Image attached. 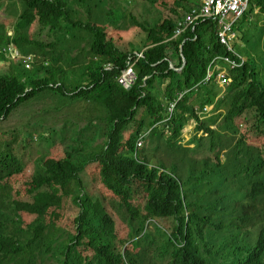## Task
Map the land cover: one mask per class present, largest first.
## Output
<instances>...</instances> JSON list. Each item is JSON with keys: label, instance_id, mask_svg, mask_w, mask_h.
<instances>
[{"label": "trees", "instance_id": "16d2710c", "mask_svg": "<svg viewBox=\"0 0 264 264\" xmlns=\"http://www.w3.org/2000/svg\"><path fill=\"white\" fill-rule=\"evenodd\" d=\"M19 1L13 34H0V126L46 95L104 116L65 146V132L45 137L28 119L20 140L39 131L49 149L31 163L16 133L0 139V264H264V0L234 24V52L213 19L175 37L202 0ZM218 57L238 63L217 61L225 91L218 70L206 81ZM257 227L253 243L237 237Z\"/></svg>", "mask_w": 264, "mask_h": 264}, {"label": "rangeland", "instance_id": "374dc122", "mask_svg": "<svg viewBox=\"0 0 264 264\" xmlns=\"http://www.w3.org/2000/svg\"><path fill=\"white\" fill-rule=\"evenodd\" d=\"M21 11V2L19 0H0V34H7L12 35L13 34V27L15 23L17 22V17L20 14ZM123 11V6H122ZM260 9L256 10V13H259ZM80 18H86L84 14L80 15ZM119 26H124L125 28L128 27V21L122 20L119 22H116ZM129 27H131L129 25ZM128 27V28H129ZM43 39H46V34H43ZM242 43V42H241ZM245 44V42H244ZM243 43L241 46L243 48H246ZM240 45L237 44V51L240 54ZM14 49L13 45H9L6 48V56L11 57V54L9 50ZM261 52V50H258ZM4 52V50H2ZM12 55H15L14 52H12ZM242 57H245L244 55L240 54ZM5 59H9L5 57ZM245 59V58H244ZM12 61V60H11ZM177 61V59H176ZM14 62V61H13ZM4 67L3 62L0 63V69ZM133 75L132 70L125 72L122 77V83L126 86H130V84L133 82ZM224 91L226 88H223ZM46 98L43 101H36L33 105V109L31 107H22L18 113H15L16 115L9 119L7 122L4 121L2 126H0V139H4V135H9L12 133H16L18 136V142L12 146V149L24 163H31V161L35 160L37 157H41L43 154H46L49 149H47L46 145L42 143V141L37 135L38 132H34L36 135V138H34L33 144L30 145H24L23 140V134L26 132V122H28L31 125H34L36 121L40 122L38 125L41 126V128L45 129L44 131H48V133H44L45 137H49L53 131H57L59 134L62 132H65L66 138H65V144L71 137V129H74L76 131L77 128L83 129L86 125V118L89 116L90 113H93L95 115H103L104 111L99 109V107L95 109L89 110V112L84 111V109H81V105H78L76 107H67V105H55V100H51L47 95ZM56 106V107H55ZM213 107V106H212ZM214 108V107H213ZM213 108L211 110H213ZM53 109V110H52ZM44 111H47L44 112ZM206 114H215L214 112H205ZM205 113H201L202 117L205 119L207 116H205ZM218 113V112H216ZM30 117V118H29ZM67 123H68V131L69 134H67ZM99 121L97 122V124ZM26 124V125H25ZM77 129V130H81ZM197 134V123L192 120L183 131L182 136V144L189 145L190 141L195 137ZM201 135V132L199 133V136ZM58 141V140H57ZM59 142V141H58ZM103 140L100 139L98 143H102ZM191 147H194V145H190ZM27 147V148H26ZM90 171L91 167L88 168ZM85 183L88 184V175L86 174L85 177ZM149 229L151 232H154L153 225H149ZM259 230V227L256 229H252L240 234H237V237L240 239H244L248 242L253 243L255 240V236H257V232ZM229 234H234L235 231H229ZM227 236V235H226ZM50 262H46L45 264H49Z\"/></svg>", "mask_w": 264, "mask_h": 264}, {"label": "built area", "instance_id": "2783aa9c", "mask_svg": "<svg viewBox=\"0 0 264 264\" xmlns=\"http://www.w3.org/2000/svg\"><path fill=\"white\" fill-rule=\"evenodd\" d=\"M252 1L253 0H202L203 2L202 9L200 11L193 10V12L186 18V20L180 24L175 37L181 35L189 26L193 24H197L201 20L203 21L207 19H213L219 22L220 41L224 45H226L230 51L234 52L233 42L236 37V33L234 32V24L246 14ZM4 52L6 53L5 49ZM9 52L12 58L20 57L18 51L15 48L9 50ZM12 52H14L15 55H12ZM219 59L224 60L230 66H238V63L235 60L218 57L214 61V63H212V65L210 66L206 81L210 80L214 75V73L218 70L217 76L220 86L226 88L230 84V79L227 77V70L218 64L217 61ZM24 60H25L26 69H30L32 64L35 63V58L33 57L24 58ZM132 75L134 79L133 82L130 84V86L134 84L136 80V76L133 74V70H132ZM130 86H126V87L129 88ZM175 105L176 103H173L171 105L170 107L171 112H173ZM212 108L213 107H207L206 111L209 112L211 111ZM144 138L145 137L143 136L138 141V147L143 146Z\"/></svg>", "mask_w": 264, "mask_h": 264}, {"label": "water", "instance_id": "95a60500", "mask_svg": "<svg viewBox=\"0 0 264 264\" xmlns=\"http://www.w3.org/2000/svg\"><path fill=\"white\" fill-rule=\"evenodd\" d=\"M186 63H187V61H186V59H185V57H184V66L186 65ZM172 68H174V66L172 65ZM179 70H181V69H179ZM133 74L135 75V73L133 72Z\"/></svg>", "mask_w": 264, "mask_h": 264}, {"label": "clouds", "instance_id": "9594fccd", "mask_svg": "<svg viewBox=\"0 0 264 264\" xmlns=\"http://www.w3.org/2000/svg\"><path fill=\"white\" fill-rule=\"evenodd\" d=\"M11 59H18V58H12V57H10Z\"/></svg>", "mask_w": 264, "mask_h": 264}]
</instances>
